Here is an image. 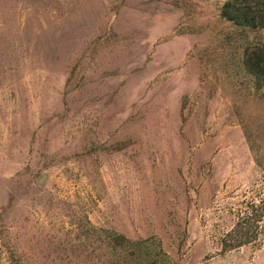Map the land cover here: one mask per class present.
<instances>
[{"label": "rangeland", "instance_id": "obj_1", "mask_svg": "<svg viewBox=\"0 0 264 264\" xmlns=\"http://www.w3.org/2000/svg\"><path fill=\"white\" fill-rule=\"evenodd\" d=\"M227 1L0 0V264H264V29Z\"/></svg>", "mask_w": 264, "mask_h": 264}, {"label": "trees", "instance_id": "obj_2", "mask_svg": "<svg viewBox=\"0 0 264 264\" xmlns=\"http://www.w3.org/2000/svg\"><path fill=\"white\" fill-rule=\"evenodd\" d=\"M221 17L226 22L245 30H263L264 0H228L222 7ZM245 67L256 83L259 86H264V50L259 49L251 54L247 53ZM255 208V206L254 209L251 208L253 212ZM260 222V218L252 220V218L241 216L233 231L229 233L231 243L224 245V250H239L250 245L254 229Z\"/></svg>", "mask_w": 264, "mask_h": 264}, {"label": "water", "instance_id": "obj_3", "mask_svg": "<svg viewBox=\"0 0 264 264\" xmlns=\"http://www.w3.org/2000/svg\"><path fill=\"white\" fill-rule=\"evenodd\" d=\"M46 180H47V176H43L41 177V179H39L38 184L43 185Z\"/></svg>", "mask_w": 264, "mask_h": 264}]
</instances>
